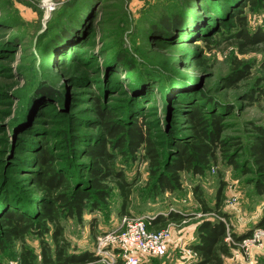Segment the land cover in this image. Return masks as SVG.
I'll return each mask as SVG.
<instances>
[{
    "label": "rangeland",
    "instance_id": "374dc122",
    "mask_svg": "<svg viewBox=\"0 0 264 264\" xmlns=\"http://www.w3.org/2000/svg\"><path fill=\"white\" fill-rule=\"evenodd\" d=\"M44 1L0 0V237L6 211L40 219L46 195L32 178L42 146L72 189L87 184L84 151L96 138L107 137L96 106L122 127L141 120L161 160L174 155L176 143L191 139L187 117L192 108L205 116L220 114L229 150L218 152L202 176L182 172L181 187L172 193L153 190L149 161L140 150H117L115 169L132 183L126 206L111 181L99 208L86 210L81 220L62 215L65 239L76 252L96 254L98 237L117 229L124 215L154 219L170 211L185 216L184 223L169 222L181 225L173 239L189 247L196 223L209 216L198 210L194 185L212 204L224 182L222 209L232 216V231L253 230L264 211V195L254 193L248 183L253 176L242 168L253 169L247 149L253 125L264 128L263 48L240 53L234 40L237 15L245 18L251 34L264 29V0H96L87 16L77 7L51 15L60 0L51 1L54 9L43 15ZM68 24L72 32L63 35ZM238 64L249 68L248 77L225 86ZM223 153L235 156L242 167L228 164ZM177 240L166 255L146 264H190ZM22 244L38 264L39 241L31 232L22 242L4 243L1 264H20ZM224 261L264 264V248L252 247L246 254L232 245Z\"/></svg>",
    "mask_w": 264,
    "mask_h": 264
},
{
    "label": "trees",
    "instance_id": "16d2710c",
    "mask_svg": "<svg viewBox=\"0 0 264 264\" xmlns=\"http://www.w3.org/2000/svg\"><path fill=\"white\" fill-rule=\"evenodd\" d=\"M96 0H65L52 12L60 14L69 12L71 7L78 10L84 16L91 8L95 10ZM254 4L256 0H246ZM78 2V5L75 4ZM75 5V6H74ZM92 10V11H94ZM43 14V12L41 11ZM61 14V16H63ZM67 19V18H66ZM73 19V18H72ZM237 32L234 43L240 53H246L249 49L261 46L263 48L264 65V29L255 33H250L246 29V20L241 15H237ZM167 25L166 18L162 20ZM62 31L66 35L71 31V25H67ZM241 64V62H238ZM237 65L225 78V86L236 84L246 79L249 75V68L246 65ZM252 98V95H249ZM98 101L97 98H95ZM96 112L100 119L102 129L106 136L104 139L96 138L94 143L88 145L84 151L87 159L85 171L88 175L87 184L83 187L71 188L66 181L62 170H57L53 165V156L46 147H41L34 158L36 171L32 178V184L40 192L46 195L45 203L42 204V211L38 221L30 220L23 214L6 211L2 216L4 224V235L0 237V250H3L6 241H24L28 233H33L39 241V263L38 264H93L97 256L92 252L75 251L65 239L64 227L60 218L62 215L76 217L81 220L83 213L94 211L103 204L109 191V182H114L119 188L122 205L125 207L132 183L125 180L122 171L115 169L116 151L127 147L131 152H142V157L149 161V171L152 180L153 190L156 192L172 193L181 187V173L188 172L194 175H204L205 170L217 161L218 152L229 150L225 148L224 124L220 114L211 113L208 116L201 114L198 108H192L187 117V122L191 131V139L184 143H176V150L171 158L161 160L156 150L154 141L148 135L147 129L142 127L143 122L137 120L129 127H122L117 121L109 118V113L96 106ZM251 139L247 144L253 169L243 167L242 173H251L252 178L248 183L252 184V189L257 196L264 195V128L253 125ZM108 144L112 145L111 150ZM228 164L233 167H242L234 163L235 156L223 153ZM225 183L220 182L214 195V201L209 204L205 199L199 185L192 187V195L197 204L198 210L203 214H208L206 218L200 219L195 226V239L189 244V248L196 254L197 258L190 264H226L224 259L231 255L232 244L227 242L229 235L234 242H239L252 233L248 229L242 233H236L231 229L229 221L230 215L224 211L223 203ZM124 215L125 211L122 210ZM178 221L182 223L185 216L177 212L170 211L167 215H157L150 221L148 229L159 230L167 225V221ZM178 223V224H179ZM93 228L95 223H90ZM162 224V227L159 225ZM264 228V211L261 218L256 222L254 228ZM253 228V229H254ZM49 234V239L46 235ZM156 258V257H151ZM20 264H37L36 255L31 249L22 244L19 253ZM1 264V262H0Z\"/></svg>",
    "mask_w": 264,
    "mask_h": 264
},
{
    "label": "built area",
    "instance_id": "2783aa9c",
    "mask_svg": "<svg viewBox=\"0 0 264 264\" xmlns=\"http://www.w3.org/2000/svg\"><path fill=\"white\" fill-rule=\"evenodd\" d=\"M51 1L53 0L46 1L50 10L55 7ZM45 5H41V7L43 8ZM151 220L145 216L124 215L117 229L98 237L95 254L97 261L104 264H146L151 257L166 255L170 245L174 243L173 230L181 225L169 222L159 230H150L148 225ZM184 222L185 220L182 221V223ZM226 241L240 247L246 254L251 251L252 247L263 249L264 228H254L251 235L239 242L232 241L229 235ZM179 243L176 245L182 247V251L192 260L198 257L192 249L189 247L183 249L184 246Z\"/></svg>",
    "mask_w": 264,
    "mask_h": 264
},
{
    "label": "crops",
    "instance_id": "0c3cea01",
    "mask_svg": "<svg viewBox=\"0 0 264 264\" xmlns=\"http://www.w3.org/2000/svg\"><path fill=\"white\" fill-rule=\"evenodd\" d=\"M58 1H59V0H58ZM60 1H65V0H60ZM61 3H62V2H61ZM61 3H60V4H61ZM60 4H59V5H60ZM57 7H58V6H57ZM40 10L43 12V9L40 8ZM226 212L228 213V211H226ZM228 214L230 215V213H228ZM231 217H232V216H230L229 219H231ZM181 230H182V228H181ZM181 230H180V231H181ZM233 231H234V230H233ZM174 232H175V231H174ZM234 232H235V231H234ZM181 236H182V235H181ZM174 239H175V237H174ZM180 239L182 240V238H180ZM176 240H177V239H175L174 241H176ZM189 240H192V241H191V243H192L193 240H194V236H193L191 239H189ZM177 242L179 243L180 241L177 240ZM171 246H172V245H170V247H171ZM170 247H169V248H170Z\"/></svg>",
    "mask_w": 264,
    "mask_h": 264
},
{
    "label": "water",
    "instance_id": "95a60500",
    "mask_svg": "<svg viewBox=\"0 0 264 264\" xmlns=\"http://www.w3.org/2000/svg\"><path fill=\"white\" fill-rule=\"evenodd\" d=\"M46 1H47V0L44 1V5H45V3H46V5L43 7V15H44L45 13H46V14L49 13V11H50V13H51V11L53 10V9H52V10L49 9V6H48V4H47L48 2H46Z\"/></svg>",
    "mask_w": 264,
    "mask_h": 264
}]
</instances>
